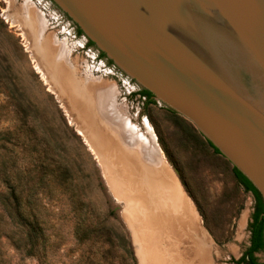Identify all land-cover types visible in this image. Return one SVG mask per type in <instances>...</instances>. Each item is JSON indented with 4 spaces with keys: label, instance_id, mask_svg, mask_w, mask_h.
<instances>
[{
    "label": "rangeland",
    "instance_id": "rangeland-1",
    "mask_svg": "<svg viewBox=\"0 0 264 264\" xmlns=\"http://www.w3.org/2000/svg\"><path fill=\"white\" fill-rule=\"evenodd\" d=\"M60 13L50 0H0V131L18 130L11 142L0 140V156L15 162L23 196L38 176L32 171L30 178L25 176L27 169L33 170L32 162L61 165L69 178L64 189L52 182L35 186L34 207L47 238L32 253L0 210V264H137L120 195L125 200L132 197L138 185L146 191L147 202L157 201L149 196L153 179L142 182L139 175L147 171V158L151 164L157 160L145 136L197 206L212 239V264H236L248 246L252 196L238 185L232 168L180 116L156 101L139 99L135 94L142 89L100 57L82 34L74 37V26ZM64 36L65 43L60 41ZM83 40L82 56L67 53V47ZM89 56H98L93 65L104 64L112 75L91 76L78 62L83 57L91 65ZM123 81L131 89L128 93ZM100 88L104 95L98 98ZM114 95L116 101L125 98V103L107 104ZM123 109L136 125L120 118ZM126 131L129 138L123 141L120 134ZM124 153L129 167L137 165L134 181L139 182L120 178L126 174L116 157ZM159 176L166 183L161 190L173 193V186ZM116 180L123 187L130 182L132 188L116 194ZM253 257L264 264V251ZM154 262L150 259V264Z\"/></svg>",
    "mask_w": 264,
    "mask_h": 264
},
{
    "label": "water",
    "instance_id": "water-1",
    "mask_svg": "<svg viewBox=\"0 0 264 264\" xmlns=\"http://www.w3.org/2000/svg\"><path fill=\"white\" fill-rule=\"evenodd\" d=\"M50 1L114 67L180 116L264 210V0Z\"/></svg>",
    "mask_w": 264,
    "mask_h": 264
},
{
    "label": "crops",
    "instance_id": "crops-1",
    "mask_svg": "<svg viewBox=\"0 0 264 264\" xmlns=\"http://www.w3.org/2000/svg\"><path fill=\"white\" fill-rule=\"evenodd\" d=\"M109 98L107 104L114 102L119 104V100L116 101V95ZM118 106L120 107V105ZM115 110L112 109L115 114H118ZM119 116L122 120L137 124L136 120L130 119L125 111L122 114L119 113ZM109 120L111 119L109 118ZM129 126L134 130L135 126L133 128L132 125L129 124ZM126 133L120 134L123 141L129 138ZM150 145L153 155L160 161V164L154 161L151 164L150 159H147L145 166L151 170L139 175H142V182L146 179L152 182L150 180L153 179L154 185L152 184L151 187L154 190L149 196H156L157 201L147 202L149 198L145 194L146 191L139 190L138 185L134 188L132 197H127L125 200L120 195L126 204V219L122 218L136 263L150 264V259H153L155 262L152 264H212V239L204 228L197 206L180 179L172 173L171 169V174L166 170V163L158 158L157 151L153 149L151 142ZM116 174L110 175L116 176ZM159 174L163 175L167 182L173 186V193L161 190L166 187V183L160 181ZM135 181L139 182L138 179ZM127 183H125L126 186L114 192L116 194L129 192V188L132 187H130V182Z\"/></svg>",
    "mask_w": 264,
    "mask_h": 264
},
{
    "label": "trees",
    "instance_id": "trees-1",
    "mask_svg": "<svg viewBox=\"0 0 264 264\" xmlns=\"http://www.w3.org/2000/svg\"><path fill=\"white\" fill-rule=\"evenodd\" d=\"M77 33L81 34L78 29ZM88 44L93 46L89 41ZM99 55L100 57H104L102 53H99ZM108 62L111 63L110 61ZM140 94L144 96L148 102H152L150 93L141 90ZM17 132L18 130L16 129L11 131H0V140L11 142L10 139L12 140ZM1 147L2 146H0V148ZM213 152L216 153L214 150ZM32 165L33 170L27 169L25 172L26 178H30L31 171L37 172L38 176L36 177L35 182H32L26 187L23 196V190L18 188L20 187V181L22 179L15 162L12 158L4 160L3 156H0L1 214L11 225H13L14 228L19 230L21 237L25 240L26 244L29 245V248L27 249L28 253L34 252L36 250V244H43L47 238L39 225V218L36 212L37 208L34 207L35 200L33 199L37 198L35 186H42L46 183L52 182L55 183L57 187L64 189L66 188V182L69 181L66 168H62L61 165L54 164V166L49 167V165H44L41 162H32ZM47 172L50 174L49 178L46 177ZM232 173L238 185L245 192H249L253 197V211L249 223V244L236 264H257L253 254L255 252L264 251V219L262 217L264 210L257 193L233 169Z\"/></svg>",
    "mask_w": 264,
    "mask_h": 264
},
{
    "label": "built area",
    "instance_id": "built-area-1",
    "mask_svg": "<svg viewBox=\"0 0 264 264\" xmlns=\"http://www.w3.org/2000/svg\"><path fill=\"white\" fill-rule=\"evenodd\" d=\"M65 32V31H64ZM65 34H67V33H65ZM85 39V38H84ZM60 41L61 42H63V43H65L66 42V37L64 36V37H62V39H60ZM86 41V40H85ZM81 43V44H80ZM80 43H77V44H74V43H72L71 44V46L70 47H68V53L71 55L72 53H74V54H76V55H74V56H79V53H81V56L84 54L83 53V49H84V40L83 41H81ZM87 56V55H86ZM87 59H93V61H91L90 60V63H91V65L90 64H88V60L86 61L85 59H83V57H82V59H79L78 60V62L80 63V64H82L81 65V67L82 68H84L86 71H89L92 75L91 76H98V74L100 73V72H104L103 74H105V73H109L110 74V76L112 75L111 74V72H112V70H106L105 69V66H104V64L102 65L100 62L98 63V67H95L93 64H95V62H98L99 60H100V58H98L97 56H89V57H86ZM101 67H103L104 68V70H101ZM89 73V74H90ZM123 83H124V89H125V93H128L131 89H130V87H128V84L125 82V81H123ZM119 93V92H118ZM139 99H143L144 98V96H142L140 93H136L135 94ZM124 100H125V98H122V99H120L119 101H121L122 103H125L124 102ZM249 193V192H248ZM250 194V193H249ZM251 195V194H250ZM252 196V195H251ZM253 198V197H252ZM253 209V208H252ZM249 244V243H248Z\"/></svg>",
    "mask_w": 264,
    "mask_h": 264
},
{
    "label": "bare ground",
    "instance_id": "bare-ground-1",
    "mask_svg": "<svg viewBox=\"0 0 264 264\" xmlns=\"http://www.w3.org/2000/svg\"><path fill=\"white\" fill-rule=\"evenodd\" d=\"M31 12H33V11L31 10ZM54 38H55V37H54ZM43 46H44V45H43ZM98 91H99V96H98V98H100L102 95H104L103 92H102L103 89L100 88ZM100 93H102V94L100 95ZM102 97H103V96H102ZM98 100H99V99H98ZM99 104H100V102H99ZM100 105H101V104H100ZM104 108H105V107H104ZM110 124H111V123H110ZM126 128H127V127H126ZM132 128H133V125H132ZM132 130H133V129H132ZM135 130H136V129H135ZM127 131H128V130H127ZM127 131H126V132H127ZM129 131H130V130H129ZM139 133H140V131H139ZM126 134H127V133H126ZM142 135H143V134H142ZM145 135H146V134H145ZM143 137H144V136H143ZM140 139H141V138H140ZM140 139H139V140H140ZM141 140H142V139H141ZM143 140H148L147 145L151 148L150 141H149V139L147 138V136H145V137L143 138ZM114 141H115V140H114ZM129 141H130V140H128V143H129ZM131 141H132V140H131ZM126 142H127V140H126ZM111 143H112V142H111ZM132 143H133V142H132ZM136 143H137V142H136ZM114 144H115V143H114ZM139 144H140V143H139ZM138 147H139V146H138ZM127 148H131V147H127ZM142 148H143V147H142ZM133 149H134V148H133ZM143 149H144V148H143ZM125 150H127V149H125ZM130 150H131V149H130ZM134 151H135V150H134ZM134 151H133V152H134ZM125 152H126V153L129 152V150H128V151H125ZM126 153H124V154H126ZM134 153H135V152H134ZM136 153H137V151H136ZM124 154H121V155L119 154L120 157H116V162H117V160H121V161H122V168H123V170L125 171V173H124V172H123V173H124V175L126 174L125 177H120V178L127 179V181L129 180V181H131V182H135V181H134L135 178H134V175H133V174L135 173V172H134L135 169H137V168H136L137 165H134V164H133L134 167L136 166L135 169L132 167L131 164H130V167H129V164L127 163L129 160H128V161L126 160V158H127V154H126V156H125ZM149 154H150V153H149ZM123 155H124V156H123ZM124 157H126V158L124 159ZM136 157H137V155H136L135 158H134L135 160H137ZM129 158H131V157H130V154H129ZM129 158H128V159H129ZM132 158H133V157H132ZM138 159H139V158H138ZM147 159H149V158H147ZM132 160H133V159H132ZM151 160H153V159L151 158ZM157 160H158V159H157ZM157 160L155 159L156 162H157ZM133 161H134V160H133ZM153 161H154V160H153ZM153 161H151V162H153ZM158 161H159V160H158ZM134 162H135L136 164H138L137 161H134ZM134 162H133V163H134ZM129 163H131V162L129 161ZM144 163H145V161H144ZM158 163H159V162H158ZM147 164H148V163H147ZM152 164H153V163H152ZM145 165H146V163L144 164V166H145ZM150 166H151V165H150ZM142 167H143V166H142ZM151 167H154V166H151ZM132 168H133V169H132ZM143 168H144V167H143ZM146 168H147V167L145 166V169H146ZM145 169H143V170H145ZM143 170H142V171H143ZM146 170L148 171L149 169H146ZM150 170H151V169H150ZM117 171H119V170L117 169ZM142 171H141V172H142ZM116 176H117V174H116ZM117 179H118V178H117ZM118 180H119V179H118ZM116 181H117V180H116ZM117 183H118V181H117ZM115 186H116L117 190H119L120 186H121V188H123V186H122L120 183L116 184ZM150 186H151V185H150Z\"/></svg>",
    "mask_w": 264,
    "mask_h": 264
},
{
    "label": "flooded vegetation",
    "instance_id": "flooded-vegetation-1",
    "mask_svg": "<svg viewBox=\"0 0 264 264\" xmlns=\"http://www.w3.org/2000/svg\"><path fill=\"white\" fill-rule=\"evenodd\" d=\"M61 15V18H65L67 21H70L63 13H60ZM71 25H73L72 23H71ZM74 26V25H73ZM79 36H81V34H78L77 33V28L74 26V37H79ZM67 47V46H66ZM98 52V51H97ZM67 53H68V47H67ZM100 56V55H99ZM98 57V56H97ZM108 61V60H107ZM252 211H253V209H252ZM248 247V246H247Z\"/></svg>",
    "mask_w": 264,
    "mask_h": 264
}]
</instances>
